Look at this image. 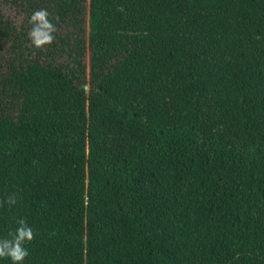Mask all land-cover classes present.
I'll return each instance as SVG.
<instances>
[{"label": "trees", "instance_id": "1", "mask_svg": "<svg viewBox=\"0 0 264 264\" xmlns=\"http://www.w3.org/2000/svg\"><path fill=\"white\" fill-rule=\"evenodd\" d=\"M20 218L23 264H264V0H0V238Z\"/></svg>", "mask_w": 264, "mask_h": 264}, {"label": "clouds", "instance_id": "2", "mask_svg": "<svg viewBox=\"0 0 264 264\" xmlns=\"http://www.w3.org/2000/svg\"><path fill=\"white\" fill-rule=\"evenodd\" d=\"M51 14L47 9L41 8L32 12L29 23L32 25L28 32L31 44L37 48H43L45 45L52 44L55 41L56 27L49 19ZM17 198L10 195L4 203L9 207L15 205ZM17 227L10 231L8 236L0 238V258H7L11 264H23L26 257L29 256V249L25 247L35 239V233L32 227L23 218L16 221Z\"/></svg>", "mask_w": 264, "mask_h": 264}]
</instances>
